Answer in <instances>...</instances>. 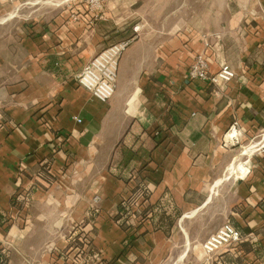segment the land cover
Here are the masks:
<instances>
[{"label": "crops", "instance_id": "0c3cea01", "mask_svg": "<svg viewBox=\"0 0 264 264\" xmlns=\"http://www.w3.org/2000/svg\"><path fill=\"white\" fill-rule=\"evenodd\" d=\"M53 11L0 34L6 264H200V243L226 220L248 249L214 263L264 264V0ZM134 27L113 95L101 101L78 86L81 66ZM198 53L209 73L224 63L232 78L187 79ZM135 203L150 218L123 210Z\"/></svg>", "mask_w": 264, "mask_h": 264}, {"label": "built area", "instance_id": "2783aa9c", "mask_svg": "<svg viewBox=\"0 0 264 264\" xmlns=\"http://www.w3.org/2000/svg\"><path fill=\"white\" fill-rule=\"evenodd\" d=\"M95 1L97 2L98 0H90L89 3ZM93 5L99 4L97 2ZM133 30L134 34L107 45L81 66L80 70L75 75V81L78 86L87 90L93 97L101 101H106L113 95L119 59L134 40L137 27H134ZM186 76L189 80L206 81L212 85H220L232 78L233 71L228 65L223 63L220 64L216 72L209 73L205 55L198 53L189 64ZM76 121H80V119L76 118ZM137 191H139L138 197L140 199H144L147 195V190H145V188H140V190L137 188L134 192L136 193ZM19 196L20 200L27 202V194ZM141 204L135 203L133 206L129 208L125 207L123 210L129 212L131 211V207H133L135 211L133 213L131 212L129 216L139 220V217H141L139 206H141ZM241 241H243V234L241 231L233 226L230 221L226 220L200 243L201 253L203 255L200 264H215V256L223 250L236 249ZM81 242L83 245L81 248H76V256L78 255L83 261L84 255L88 250V242L85 237H81ZM94 258L96 260L98 256H94Z\"/></svg>", "mask_w": 264, "mask_h": 264}, {"label": "rangeland", "instance_id": "374dc122", "mask_svg": "<svg viewBox=\"0 0 264 264\" xmlns=\"http://www.w3.org/2000/svg\"><path fill=\"white\" fill-rule=\"evenodd\" d=\"M70 2L97 3L103 7L105 0L89 3L90 0H0V34L6 37L8 33L13 34L18 29V21L40 18L49 12H56ZM98 7V5H96ZM166 15V12H165ZM10 24H15L9 26ZM218 228V227H217Z\"/></svg>", "mask_w": 264, "mask_h": 264}, {"label": "trees", "instance_id": "16d2710c", "mask_svg": "<svg viewBox=\"0 0 264 264\" xmlns=\"http://www.w3.org/2000/svg\"><path fill=\"white\" fill-rule=\"evenodd\" d=\"M41 169L46 170V168L42 165L40 166ZM178 216V213L176 214ZM1 217V216H0ZM146 217H149L147 214H144L143 217L140 219V221H142L143 219H145ZM133 236H130L129 239H132ZM240 246H241V251H244V250H247L248 249V246L246 245V242L245 241H241L240 243ZM0 264H6V257L4 256V253L2 252V247L0 245Z\"/></svg>", "mask_w": 264, "mask_h": 264}]
</instances>
